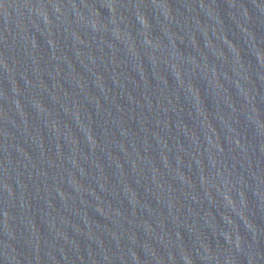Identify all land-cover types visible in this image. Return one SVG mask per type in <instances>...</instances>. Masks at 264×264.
Instances as JSON below:
<instances>
[{
	"label": "water",
	"instance_id": "obj_1",
	"mask_svg": "<svg viewBox=\"0 0 264 264\" xmlns=\"http://www.w3.org/2000/svg\"><path fill=\"white\" fill-rule=\"evenodd\" d=\"M0 264H264V0H0Z\"/></svg>",
	"mask_w": 264,
	"mask_h": 264
}]
</instances>
